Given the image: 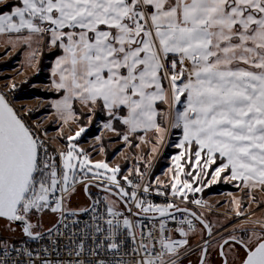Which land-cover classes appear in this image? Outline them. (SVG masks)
<instances>
[{
  "label": "snow or ice",
  "instance_id": "6c2138e0",
  "mask_svg": "<svg viewBox=\"0 0 264 264\" xmlns=\"http://www.w3.org/2000/svg\"><path fill=\"white\" fill-rule=\"evenodd\" d=\"M0 5L9 9H0V36L11 47L47 38L62 53L51 70L60 98L50 107L63 125L78 121V102L104 112L103 127L128 146L134 136L153 143L151 133L156 152L170 129L181 133L169 181L156 178L166 202L154 203L139 167L121 175L78 146L84 126L67 137L61 128L67 145L50 150L42 122L30 123L0 91V264H192L193 255L197 264H264V217L251 219L233 198L243 223L228 230L195 196L223 179L264 207L256 196L264 193V0Z\"/></svg>",
  "mask_w": 264,
  "mask_h": 264
},
{
  "label": "rangeland",
  "instance_id": "374dc122",
  "mask_svg": "<svg viewBox=\"0 0 264 264\" xmlns=\"http://www.w3.org/2000/svg\"><path fill=\"white\" fill-rule=\"evenodd\" d=\"M37 48L35 60L29 62L30 52ZM53 51V47L48 46L47 38L41 41L40 45H34L33 49H29L20 45L11 47L7 42V37L0 36V90L7 93L14 106L30 123L42 122L41 128L46 130L47 136L51 138L50 150L54 151L66 145L67 140L60 138L61 128L63 136L67 137L74 135L81 126H84L86 131L76 142L79 147L89 151L94 161L106 160L110 166L120 165L121 175H129L136 167H139L142 172L146 173L145 177L149 175L151 182L156 183L157 177L161 181L168 182L170 179L168 169L174 167L172 157L180 151L175 147L181 135L180 131L170 129V135L156 152L151 151L155 142L151 133L146 139L152 140L153 143H143L134 136L131 138L132 146H128L120 136L103 127L109 119L104 112L97 108L93 115L88 108L78 102L75 104L78 121L63 125L53 114L54 109L50 107L53 100L60 98L59 94L51 88L50 71L53 62L47 60V55L54 54ZM12 84L16 85L15 89L10 87ZM159 107L166 108L165 105H159ZM113 123L119 132L125 131L122 125ZM97 136L101 137L100 141L96 140ZM137 144L139 147L135 146ZM101 146L104 152L100 151ZM246 191L237 188L235 181L225 182L220 179L214 184L205 186L204 190L196 193L195 196L213 206L214 214L211 215V219L219 220L226 225L228 230H231L233 226L243 223V218H235L234 206L231 204L233 198H243L244 211L246 213L255 212V215L250 217L251 219L264 217V207L258 208L257 204L252 203ZM256 196L258 200L264 201V193L257 192ZM85 199L83 192L76 197L77 202H84ZM205 214L209 215L207 212ZM51 219L46 217L45 223L49 224ZM224 234L227 235V232ZM3 235L7 237L9 233L5 232ZM196 242V239L192 241L193 244ZM191 261L192 264H197V255L191 256Z\"/></svg>",
  "mask_w": 264,
  "mask_h": 264
},
{
  "label": "built area",
  "instance_id": "2783aa9c",
  "mask_svg": "<svg viewBox=\"0 0 264 264\" xmlns=\"http://www.w3.org/2000/svg\"><path fill=\"white\" fill-rule=\"evenodd\" d=\"M1 91V90H0ZM9 97V96H8ZM10 99V98H9ZM66 145H67V141H66ZM65 145V146H66ZM144 181H145V183H151V185H152V191H151V194L147 197L148 199H150V200H152L154 203H159V204H163V203H165L166 202V197L165 196H161V195H158L157 194V191H156V189H157V185H156V183H154V182H151L150 181V179H149V175L148 176H146L145 178H144ZM161 191H164V189H160ZM91 191L93 192V193H97V189L96 188H92L91 189ZM170 198V197H169Z\"/></svg>",
  "mask_w": 264,
  "mask_h": 264
},
{
  "label": "trees",
  "instance_id": "16d2710c",
  "mask_svg": "<svg viewBox=\"0 0 264 264\" xmlns=\"http://www.w3.org/2000/svg\"><path fill=\"white\" fill-rule=\"evenodd\" d=\"M11 3H16V1H12ZM0 9H3L4 11L9 10L8 7L6 5H3L2 7H0ZM54 54H49L47 55V60L53 62L56 57H58L60 55V50H58L57 48L53 51ZM50 68V67H49ZM49 77V76H48Z\"/></svg>",
  "mask_w": 264,
  "mask_h": 264
},
{
  "label": "crops",
  "instance_id": "0c3cea01",
  "mask_svg": "<svg viewBox=\"0 0 264 264\" xmlns=\"http://www.w3.org/2000/svg\"><path fill=\"white\" fill-rule=\"evenodd\" d=\"M12 1H16V0H11V2ZM2 6V5H1ZM56 48H54L53 47V50H55ZM62 53L60 52V55H61ZM57 58V57H56ZM56 60V59H55ZM55 60L53 61V63H52V67L54 66V63H55ZM51 70H52V68H51ZM50 75H51V71H50ZM51 81H52V76H51V79H50Z\"/></svg>",
  "mask_w": 264,
  "mask_h": 264
}]
</instances>
